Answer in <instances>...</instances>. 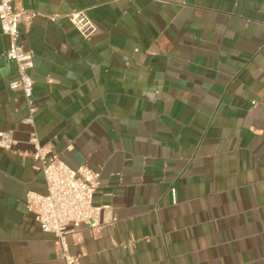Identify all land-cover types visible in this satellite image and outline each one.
I'll return each mask as SVG.
<instances>
[{
    "label": "crops",
    "instance_id": "0c3cea01",
    "mask_svg": "<svg viewBox=\"0 0 264 264\" xmlns=\"http://www.w3.org/2000/svg\"><path fill=\"white\" fill-rule=\"evenodd\" d=\"M35 128L100 173L111 221L68 238L79 264H264V0H17ZM85 10L86 40L68 15ZM55 17V21L51 18ZM0 30V264H59L25 207L45 193ZM72 145L73 149L68 150Z\"/></svg>",
    "mask_w": 264,
    "mask_h": 264
},
{
    "label": "built area",
    "instance_id": "2783aa9c",
    "mask_svg": "<svg viewBox=\"0 0 264 264\" xmlns=\"http://www.w3.org/2000/svg\"><path fill=\"white\" fill-rule=\"evenodd\" d=\"M17 0H0V30L8 37L9 48L6 56L16 66L17 76L10 82L9 90L20 93L25 99L27 116L24 123L30 127L29 144L33 150L29 155L36 162L45 181L46 192L29 191L25 198L27 212L34 215L41 231L53 237L59 264H79L81 255L70 252L69 237L76 235V228L84 226L98 234L111 221H103L102 214L110 206H95L94 195L100 186V173L87 165L77 169L69 167L48 146L40 143L35 128L38 107L34 101L35 82L32 77L34 56L24 51L20 41V26L29 25L34 17L32 12L16 8ZM55 21V17L51 18ZM69 22L86 40L98 31L96 24L85 10H74L68 15ZM15 141L11 132L0 131V148L11 150ZM68 150L73 146L69 145Z\"/></svg>",
    "mask_w": 264,
    "mask_h": 264
}]
</instances>
